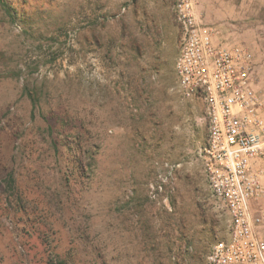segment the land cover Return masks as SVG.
Wrapping results in <instances>:
<instances>
[{
	"label": "rangeland",
	"instance_id": "1",
	"mask_svg": "<svg viewBox=\"0 0 264 264\" xmlns=\"http://www.w3.org/2000/svg\"><path fill=\"white\" fill-rule=\"evenodd\" d=\"M8 2L16 16L0 10V264H204L228 215L198 155L203 102L177 84L173 0ZM194 2L217 43L249 49L264 105V0ZM32 86L35 107L23 92ZM48 123L71 141L89 136L99 182L60 179L63 163L41 153Z\"/></svg>",
	"mask_w": 264,
	"mask_h": 264
},
{
	"label": "built area",
	"instance_id": "2",
	"mask_svg": "<svg viewBox=\"0 0 264 264\" xmlns=\"http://www.w3.org/2000/svg\"><path fill=\"white\" fill-rule=\"evenodd\" d=\"M195 0H173L179 27L174 71L181 92L204 105L205 142L198 155L209 189L228 215L227 235L204 264H264V105L242 45L222 46Z\"/></svg>",
	"mask_w": 264,
	"mask_h": 264
},
{
	"label": "trees",
	"instance_id": "3",
	"mask_svg": "<svg viewBox=\"0 0 264 264\" xmlns=\"http://www.w3.org/2000/svg\"><path fill=\"white\" fill-rule=\"evenodd\" d=\"M0 10L10 19H14L16 16V11L8 0H0ZM23 92L32 107H35L37 105L36 89L33 86L25 87ZM55 132L54 127L49 123L41 132L43 133L42 142L45 143L41 153H46L49 157H53L56 162L63 163V171L59 168L60 179L64 180L65 183L71 180H78L87 184L99 182L103 165L98 152L94 151L90 145L89 136L77 132L76 135L72 136L73 141H71L69 135L60 136L61 133ZM14 178L13 171H10L7 180L9 186L13 185Z\"/></svg>",
	"mask_w": 264,
	"mask_h": 264
}]
</instances>
